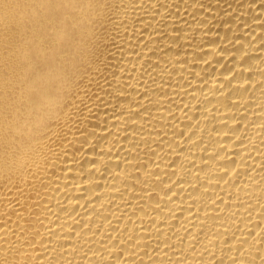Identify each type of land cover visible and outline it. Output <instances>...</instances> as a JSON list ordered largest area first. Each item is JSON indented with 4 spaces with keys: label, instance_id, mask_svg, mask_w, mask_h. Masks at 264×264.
<instances>
[{
    "label": "bare ground",
    "instance_id": "obj_1",
    "mask_svg": "<svg viewBox=\"0 0 264 264\" xmlns=\"http://www.w3.org/2000/svg\"><path fill=\"white\" fill-rule=\"evenodd\" d=\"M0 264H264V0H0Z\"/></svg>",
    "mask_w": 264,
    "mask_h": 264
}]
</instances>
